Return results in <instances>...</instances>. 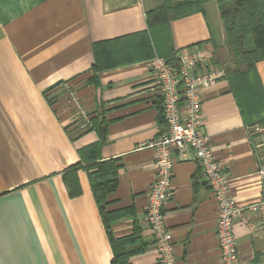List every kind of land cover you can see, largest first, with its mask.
<instances>
[{
  "label": "crops",
  "instance_id": "crops-1",
  "mask_svg": "<svg viewBox=\"0 0 264 264\" xmlns=\"http://www.w3.org/2000/svg\"><path fill=\"white\" fill-rule=\"evenodd\" d=\"M159 0H0V264H110L111 247L87 174L69 197L62 170L99 137L91 118L107 120L102 159L118 158V186L106 211L115 237L139 227L145 248L132 264H161L144 223L155 176L147 145L164 131L148 60L93 75V42L146 30ZM173 48L222 45L215 0L170 23ZM216 64V63H215ZM217 65V64H216ZM220 66L221 65H217ZM264 88V59L256 62ZM46 92V93H45ZM202 132L209 138L239 205L264 198V123L247 125L225 78L201 92ZM259 125L260 129H257ZM172 193L164 204L175 264H221L217 204L192 152L175 153ZM232 231L241 264H264V225L246 210ZM138 244V243H137Z\"/></svg>",
  "mask_w": 264,
  "mask_h": 264
},
{
  "label": "trees",
  "instance_id": "trees-1",
  "mask_svg": "<svg viewBox=\"0 0 264 264\" xmlns=\"http://www.w3.org/2000/svg\"><path fill=\"white\" fill-rule=\"evenodd\" d=\"M208 0H159L146 11V30L93 42V75L89 81L97 84V73L103 69L132 63L154 55L164 57L177 66L178 49L173 48L170 23L178 18L202 10ZM222 20L225 41L213 44V62L224 68L225 78L247 125L264 123V88L256 70V62L264 59V0H215ZM231 60V61H229ZM46 93V92H45ZM162 122L161 98L157 97ZM90 128L98 141L78 149L80 159L62 170V180L69 197L81 193L78 171L87 174L90 190L97 205L111 247L110 264H132L130 257L141 253L139 227L126 236L115 237L111 222L117 213L106 211L107 197L118 186V158L102 159L101 144L106 139L107 120L102 113L93 116ZM138 243V244H137Z\"/></svg>",
  "mask_w": 264,
  "mask_h": 264
},
{
  "label": "built area",
  "instance_id": "built-area-1",
  "mask_svg": "<svg viewBox=\"0 0 264 264\" xmlns=\"http://www.w3.org/2000/svg\"><path fill=\"white\" fill-rule=\"evenodd\" d=\"M212 59V51L196 45L178 51L177 66L158 55L148 60L154 89L162 101L164 131L147 143L154 152L155 176L147 192L144 223L151 231L161 264H175L172 232L165 225L163 209L172 193L175 153L194 154L212 191L217 204L216 238L221 264H241L232 224L244 220L246 210L257 214L264 225V198L246 205L234 200L227 173L201 130V92L225 74ZM259 174L264 178V166Z\"/></svg>",
  "mask_w": 264,
  "mask_h": 264
},
{
  "label": "rangeland",
  "instance_id": "rangeland-1",
  "mask_svg": "<svg viewBox=\"0 0 264 264\" xmlns=\"http://www.w3.org/2000/svg\"><path fill=\"white\" fill-rule=\"evenodd\" d=\"M164 58V57H163ZM229 61H231V60H229Z\"/></svg>",
  "mask_w": 264,
  "mask_h": 264
}]
</instances>
